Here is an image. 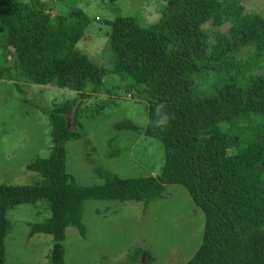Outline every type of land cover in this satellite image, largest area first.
<instances>
[{
    "label": "trees",
    "instance_id": "1",
    "mask_svg": "<svg viewBox=\"0 0 264 264\" xmlns=\"http://www.w3.org/2000/svg\"><path fill=\"white\" fill-rule=\"evenodd\" d=\"M77 1L0 0V80L78 94L40 110L50 154L26 170L41 181L0 184V264H7V212L17 206L45 203L49 217L29 237L50 236L49 264H64L65 230L85 238V201L147 207L169 186L184 188L204 217L201 244L186 264H264V17L245 14L236 0H162L149 25L137 16L106 22L111 57L101 66L77 48L88 25ZM208 23L228 31L207 32ZM87 83L88 94L80 93ZM120 92L144 103L148 123L112 128L159 141L164 164L156 176L126 179L99 167L104 183L80 186L65 166L66 144L84 136L79 109L89 94ZM143 252L129 250L133 263Z\"/></svg>",
    "mask_w": 264,
    "mask_h": 264
},
{
    "label": "rangeland",
    "instance_id": "2",
    "mask_svg": "<svg viewBox=\"0 0 264 264\" xmlns=\"http://www.w3.org/2000/svg\"><path fill=\"white\" fill-rule=\"evenodd\" d=\"M236 1L245 14L264 17V0ZM161 3L162 0H78L76 8L88 18L78 50L101 65L111 53L106 46L110 31L106 22L117 16H137L149 25L159 19ZM204 30L226 33L228 25L213 28L208 23ZM14 84L0 80V184L29 186L40 182L41 177L26 170V165L47 158L51 148V128L40 110L77 98L78 94L29 83L19 84L21 91ZM85 86L80 93L88 94L92 85ZM119 94L120 97L89 94L79 109L84 136L66 144L65 166L80 186L103 184L104 179L94 170L99 167L126 179L156 176L164 164L159 141L112 128L116 123L137 127L148 123L144 103L125 92ZM66 119L68 128L75 130L73 114ZM164 194V198L147 207L135 202L85 201V238L74 228L65 230L64 264H186L201 244L204 217L181 186L166 187ZM48 211L45 203H39L37 208L22 205L7 212L11 223L5 237L7 264H49L51 237H29L32 225L44 222ZM134 248L145 250L136 263L129 256V250Z\"/></svg>",
    "mask_w": 264,
    "mask_h": 264
}]
</instances>
